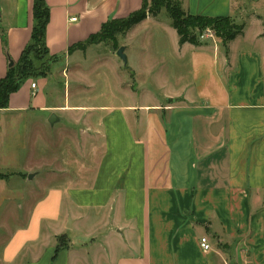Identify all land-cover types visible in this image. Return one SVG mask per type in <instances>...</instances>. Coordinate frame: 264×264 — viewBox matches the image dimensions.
Instances as JSON below:
<instances>
[{
  "label": "crops",
  "instance_id": "0c3cea01",
  "mask_svg": "<svg viewBox=\"0 0 264 264\" xmlns=\"http://www.w3.org/2000/svg\"><path fill=\"white\" fill-rule=\"evenodd\" d=\"M45 1L53 64L76 58L78 70L53 77L51 66L0 108V264H264V0H178L191 14L243 23L227 49L215 36L179 45L171 25L148 16L131 30L169 35L168 66L142 37L133 82L100 91L97 103L81 97V64L109 40L69 47L143 0ZM32 6L0 1V79L30 41ZM158 61L161 90L140 85Z\"/></svg>",
  "mask_w": 264,
  "mask_h": 264
},
{
  "label": "trees",
  "instance_id": "16d2710c",
  "mask_svg": "<svg viewBox=\"0 0 264 264\" xmlns=\"http://www.w3.org/2000/svg\"><path fill=\"white\" fill-rule=\"evenodd\" d=\"M32 13L34 17V26L31 31L30 41L25 46L20 54L17 62L10 67L5 76L0 79V108H4L8 104L9 95L16 91L25 79L33 78L35 76L45 77L51 69V63L56 62L59 57L51 55L48 51L45 41V27L49 19V7L45 0H32ZM143 0L141 7L130 13L128 16L118 19H109L102 24L100 30L90 35L84 41L69 47V51L76 49L84 50L88 45L110 40L113 42L114 47L117 49L115 35L125 34L133 26L140 23L148 16L157 15L161 8H164L171 19V26L175 29L178 35V43H191L198 45L202 40L199 35L202 34L204 29H210L218 37L225 49L227 43L243 33L244 24L235 23L234 19L230 16H205L200 14H191L181 9L178 0L168 1L165 0ZM42 52L46 59V64L36 67L29 54L35 56ZM22 61V62H21ZM21 62L15 71V66ZM8 174L0 172V178L7 177ZM65 245L64 237H59L56 250Z\"/></svg>",
  "mask_w": 264,
  "mask_h": 264
},
{
  "label": "rangeland",
  "instance_id": "374dc122",
  "mask_svg": "<svg viewBox=\"0 0 264 264\" xmlns=\"http://www.w3.org/2000/svg\"><path fill=\"white\" fill-rule=\"evenodd\" d=\"M163 1L165 2V0ZM168 1H172V0H168ZM150 4L151 3L149 0L148 5ZM180 6H181V9L185 10L184 7L181 5V3H180ZM151 17H156L155 19H152L154 21L171 25V19L164 8H161L160 12L157 15L151 16ZM150 21L151 20H148V22H144V24L142 25H146L150 23ZM234 22L238 23L236 22L235 19H234ZM147 27H150V26L149 25L137 26L136 29L135 28L133 29L134 31L130 29V30H127L125 34L115 35L116 44L117 45L119 44V47L120 46L124 47L125 44L130 45L129 48H127V50L124 48V53L127 57V65H125L122 59L116 55V52L115 54L111 52L110 46L113 45L114 47V44L110 40L106 41L109 44L101 43L100 45L95 46L96 48H90L87 51V59L84 61L83 64H81V69L85 70V74H86V78H85L86 86H85L84 93L81 94V97L83 100H85L87 103H97L100 101L99 99L100 96L98 95L100 91H103L104 89L105 90L114 89L115 86L119 84V81L122 80L123 78L124 80H129L131 83L133 82V80L129 76V63L132 64V60H133L132 53L134 50L137 49V44L139 43L142 37H146L147 40H151V45L149 46L148 50L152 49L153 54L160 56L163 53L166 56L167 61L164 62V65L168 66L167 65L169 63L168 53L170 52L169 35L165 34L157 26H152L149 29ZM131 31H133L135 34L133 35V33H130ZM211 32L214 34L213 31ZM203 33L207 34V29H204L202 31V34ZM132 41L133 43L131 44ZM157 41H160V43ZM40 53L41 54H38V55L35 54V56L33 54L28 55L32 63L36 67H40L46 64V61H45L46 59L44 58L45 56H43L44 54L42 52ZM21 62L17 63V65L15 66V71ZM115 62L117 63V67H114ZM76 64H77L76 58H71L69 61V64H66V67H65L64 62H57L55 64L51 63L53 77L58 72H60L63 68L65 69L68 68L69 72L77 71L78 67L76 66ZM154 64H155L154 75L146 78L144 81L143 79H140L139 82L143 84L141 83L139 84L154 88L156 90H161V86L159 85L158 79L155 78L156 73L158 74L159 72V65L161 64V62L158 61ZM184 71H186L185 76L190 75V68L186 67ZM163 72H166V71L164 70ZM117 75H119L120 77H118ZM37 78L39 77L35 76L30 79H33L35 82ZM57 80L62 81V78L59 76L57 77ZM53 87H54V91H52L53 102L56 103L57 101L62 100V89L57 84H55ZM105 96L108 97V94ZM117 96L118 98L116 99V102L118 103L127 102L126 95L120 90L117 93ZM49 98H52V95H50Z\"/></svg>",
  "mask_w": 264,
  "mask_h": 264
},
{
  "label": "built area",
  "instance_id": "2783aa9c",
  "mask_svg": "<svg viewBox=\"0 0 264 264\" xmlns=\"http://www.w3.org/2000/svg\"><path fill=\"white\" fill-rule=\"evenodd\" d=\"M70 20L71 21H75L76 20V18L75 17H71L70 18ZM214 37V34L210 31V30H208L207 29V34H201V35H199V39L200 40H203L204 38H206V37ZM31 87L32 88H34L35 87V82H32L31 83ZM200 246L203 248V249H205V250H207V249H209V243H208V240H207V238L206 237H201V239H200Z\"/></svg>",
  "mask_w": 264,
  "mask_h": 264
},
{
  "label": "water",
  "instance_id": "95a60500",
  "mask_svg": "<svg viewBox=\"0 0 264 264\" xmlns=\"http://www.w3.org/2000/svg\"><path fill=\"white\" fill-rule=\"evenodd\" d=\"M124 48L125 47H123V46L118 47L117 50H116V55L119 56L122 59V61L124 62L125 65H127V57H126V55L124 53ZM55 120H56V117H55L54 114H52L48 121L50 123H53Z\"/></svg>",
  "mask_w": 264,
  "mask_h": 264
}]
</instances>
